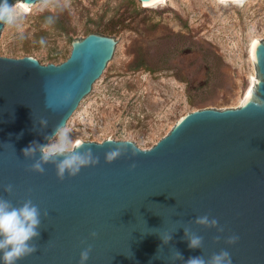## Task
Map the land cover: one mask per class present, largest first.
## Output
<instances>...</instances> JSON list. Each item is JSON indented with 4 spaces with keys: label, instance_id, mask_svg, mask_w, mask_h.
I'll use <instances>...</instances> for the list:
<instances>
[{
    "label": "water",
    "instance_id": "obj_1",
    "mask_svg": "<svg viewBox=\"0 0 264 264\" xmlns=\"http://www.w3.org/2000/svg\"><path fill=\"white\" fill-rule=\"evenodd\" d=\"M23 1L31 7L39 0ZM118 40L95 31L77 36L60 63L0 54V196L15 206L31 200L42 213L38 250L17 264H78L89 245L87 264H184L221 249L232 264H264V39L254 42L257 78L240 106L189 111L150 148L131 139H79V150L90 147L99 163L63 181L52 164L44 174L28 170L33 161L21 150L33 140L47 143L45 136L67 124ZM116 145L123 154L106 163L105 153ZM8 184L12 194L4 191ZM206 214L222 233L195 224ZM183 228L203 237L202 250L188 247ZM167 235L172 239L163 244ZM231 235L239 239L229 245ZM175 250L184 261L171 259Z\"/></svg>",
    "mask_w": 264,
    "mask_h": 264
},
{
    "label": "rangeland",
    "instance_id": "obj_2",
    "mask_svg": "<svg viewBox=\"0 0 264 264\" xmlns=\"http://www.w3.org/2000/svg\"><path fill=\"white\" fill-rule=\"evenodd\" d=\"M21 1L17 24L1 32L2 55L60 63L90 29L119 39L67 121L74 140L150 148L189 111L240 106L257 78L250 45L264 39V0H52L43 10Z\"/></svg>",
    "mask_w": 264,
    "mask_h": 264
},
{
    "label": "clouds",
    "instance_id": "obj_3",
    "mask_svg": "<svg viewBox=\"0 0 264 264\" xmlns=\"http://www.w3.org/2000/svg\"><path fill=\"white\" fill-rule=\"evenodd\" d=\"M52 0H40L41 10L49 7ZM21 17L19 5L9 3L8 0H0V24L15 25ZM41 128L48 126V121H40ZM72 129L61 123L54 128L50 136H45L48 141L41 144L33 140L27 147L22 149L24 159L33 161L28 170L44 174L45 166L52 164L56 169V176L63 181L65 175L69 177L77 176L81 169L90 166H96L99 163V157L93 154L89 147L84 151L79 140H74L71 136ZM19 138V137H18ZM123 154L122 148L116 145L113 149L105 153L106 163H112ZM137 150L132 148V155L135 156ZM134 168L135 165H132ZM4 191L12 194L14 187L11 184L4 186ZM47 216L48 213H43ZM195 224L205 228H215L218 232L224 229L218 226V220L209 215L199 216L195 219ZM42 225V213L37 205L31 200L24 201L20 206H15L9 199L0 196V262L2 264H17L28 256H31L38 250L35 241L40 236ZM184 229V238L188 241L190 249H203V237L191 232L189 228ZM92 238L97 233L92 232ZM163 244H167L172 236L160 237ZM221 237L218 235L214 242H219ZM239 239L236 235L229 236L225 243L232 245ZM92 251L91 245L80 252L78 264H87ZM171 259L173 261H184L182 254L175 250ZM184 264H232V258L227 250L221 249L218 253H213L210 257L204 255L190 257Z\"/></svg>",
    "mask_w": 264,
    "mask_h": 264
},
{
    "label": "bare ground",
    "instance_id": "obj_4",
    "mask_svg": "<svg viewBox=\"0 0 264 264\" xmlns=\"http://www.w3.org/2000/svg\"><path fill=\"white\" fill-rule=\"evenodd\" d=\"M160 1H164V0H155V1H153V2L145 3V4H146V5H151V4H153V3L160 2ZM21 2H22V1H21ZM21 2H20V3H21ZM255 40H258V39H254V40H252L251 45H250V53H251L252 57H253V45H254ZM254 77H255V75H254ZM255 78H256V77H255ZM253 85H254V79H253V77H252V83H251L249 89L247 90L245 97H243V101H244V100L246 99V97L248 96V94H249L250 90L252 89ZM243 101H242V102H243Z\"/></svg>",
    "mask_w": 264,
    "mask_h": 264
},
{
    "label": "trees",
    "instance_id": "obj_5",
    "mask_svg": "<svg viewBox=\"0 0 264 264\" xmlns=\"http://www.w3.org/2000/svg\"><path fill=\"white\" fill-rule=\"evenodd\" d=\"M98 30H100L99 28H97V29H90L88 32H91V31H98ZM110 34H112L113 33V31L112 32H109ZM143 66V64H141V65H138V66H136V69H139V68H141Z\"/></svg>",
    "mask_w": 264,
    "mask_h": 264
}]
</instances>
